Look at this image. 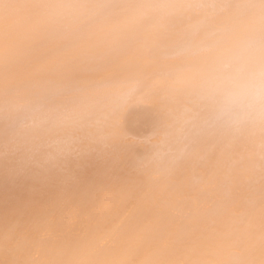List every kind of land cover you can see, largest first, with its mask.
<instances>
[{
	"label": "bare ground",
	"instance_id": "bare-ground-1",
	"mask_svg": "<svg viewBox=\"0 0 264 264\" xmlns=\"http://www.w3.org/2000/svg\"><path fill=\"white\" fill-rule=\"evenodd\" d=\"M264 0H0V264H264V118L212 70Z\"/></svg>",
	"mask_w": 264,
	"mask_h": 264
},
{
	"label": "clouds",
	"instance_id": "clouds-1",
	"mask_svg": "<svg viewBox=\"0 0 264 264\" xmlns=\"http://www.w3.org/2000/svg\"><path fill=\"white\" fill-rule=\"evenodd\" d=\"M210 87L219 95V119L239 123L264 118V43L241 40L212 70Z\"/></svg>",
	"mask_w": 264,
	"mask_h": 264
}]
</instances>
